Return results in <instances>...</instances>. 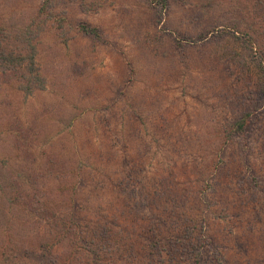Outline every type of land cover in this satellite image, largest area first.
<instances>
[{
  "label": "rangeland",
  "instance_id": "1",
  "mask_svg": "<svg viewBox=\"0 0 264 264\" xmlns=\"http://www.w3.org/2000/svg\"><path fill=\"white\" fill-rule=\"evenodd\" d=\"M44 1L0 0L6 29L47 25L37 44L46 90L26 97L15 72L0 71V225L17 242L39 240L46 220L22 210L37 200L58 202L62 216L76 201L95 213L105 205L119 219L117 193L106 179L98 194V178L143 171L148 188L131 206L144 201L167 218L177 204L184 229L204 244L202 264H264V0H56L43 14ZM204 30L217 34L197 41ZM187 34L196 42L181 47ZM254 109L248 147L257 185L229 138V124ZM73 188L75 202L67 199ZM17 190L25 194L11 204ZM123 217L122 226L134 225L135 216ZM184 229L176 228L181 238ZM65 245L53 255H68Z\"/></svg>",
  "mask_w": 264,
  "mask_h": 264
},
{
  "label": "trees",
  "instance_id": "2",
  "mask_svg": "<svg viewBox=\"0 0 264 264\" xmlns=\"http://www.w3.org/2000/svg\"><path fill=\"white\" fill-rule=\"evenodd\" d=\"M167 2V0H162V3L166 6ZM57 4L59 2L56 0H45L40 13L45 14ZM45 24L46 22L43 21L39 23L33 21L22 29L14 30L6 29L3 25H0V71L15 72L18 77V90L26 97L32 96L36 91L46 90V79L42 76L38 61L39 49L37 45L38 39L47 30ZM211 33L206 30L202 31L197 41H206ZM216 34L211 36H216ZM187 35L189 36L187 39L183 38L180 41L181 47H185L186 43L196 42V37H190V34ZM96 36L98 40L101 39L102 34L98 28ZM231 77L233 79H230L229 82L233 83V81H236L237 74L232 73ZM260 95L262 102H264V90L260 92ZM255 99L257 98L255 97ZM225 103H228V101L225 100ZM259 103L255 104L257 106L255 109L259 108ZM255 109L246 111L238 120L229 124L231 127L229 138L232 141L236 139L238 142V146L241 148L240 155L243 154L242 163L248 168L245 172L252 175L251 181L257 185L258 180L251 172L252 168L249 165V158L253 149L248 147L252 132H254L252 129V116ZM240 143H243V148ZM226 147L227 144L223 146V150ZM126 159L124 158L125 161ZM53 160L55 161L56 158ZM129 163L131 162L126 161V165H129L130 168ZM101 176L98 178L100 181H97V192L98 194L103 193L102 190L107 179V183L112 186V191L115 194L117 193L118 201L116 203L120 206L118 210L122 215L119 219L113 213H106L108 209L105 205H99L97 213L91 208L84 209L78 206V201H76L78 188L71 189L73 193L67 199L76 202L70 205V211L64 216L54 212L59 207V203L54 200H50V204H47L46 201L45 203L35 201L34 203H38L39 207H33L32 205L27 207V203H25L22 207L24 214L33 219L39 217L46 220L45 227H48L49 230L44 232V235L41 233L42 236L39 240L29 239L17 242L12 238V233L7 229L8 227L1 224L0 226L3 229L0 233V264H80L83 255L89 256L84 264H114L115 262L120 263L122 260L127 262L126 256L129 258L130 264H144L140 262L143 259H148L153 264H202L201 260L205 255L204 244L198 246L193 242L194 228L184 229L186 217L177 204H173L174 211L167 218L165 217L166 213H158L155 210L156 207L153 209L149 204L143 203L144 201L131 206L132 200L136 199L135 196L141 191L142 193L145 192V187L148 188L149 184L146 183L143 171L141 175L135 177L133 174L128 175L126 178L120 176V180L114 179L110 175ZM17 178L18 182L22 180L21 184L23 186L28 182L30 183L24 177ZM33 179L32 185L36 181L34 176ZM140 184L144 185L142 190L139 189ZM23 194L25 193L19 190L12 197L11 204L18 201L15 198H23ZM187 194L188 192H186V196ZM148 195L150 196L151 193H148ZM163 198L165 196L161 194L158 199L155 198L152 204L155 206ZM169 200L173 201V199ZM111 210L112 212L116 211L112 207ZM83 212L91 213L97 219L95 220L94 217L90 220L87 218L82 219L79 214ZM127 213H130L132 217L135 216V219H138L137 216L139 217L138 220H133V226L128 227L120 224V219L124 220L123 216H126ZM153 222L159 223V233L156 231H154L155 233L150 232V228L145 224H153ZM174 225L178 226L174 227ZM152 228L154 229V226ZM176 228L180 231L186 230L184 236L182 234L183 238L179 237ZM145 230L147 233L150 232L148 238H144ZM140 236H142L141 239ZM186 239H190V242H187ZM66 243L65 246L70 249L68 255L64 258L60 257L62 255H53L55 248ZM105 248H109L111 251L107 252L109 249L105 251ZM122 250L128 255L119 254ZM117 255L121 256L122 260L113 257ZM217 260L222 263L219 256Z\"/></svg>",
  "mask_w": 264,
  "mask_h": 264
}]
</instances>
